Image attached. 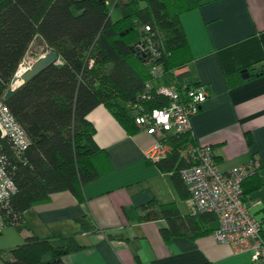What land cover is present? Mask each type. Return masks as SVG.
<instances>
[{
	"label": "trees",
	"instance_id": "obj_1",
	"mask_svg": "<svg viewBox=\"0 0 264 264\" xmlns=\"http://www.w3.org/2000/svg\"><path fill=\"white\" fill-rule=\"evenodd\" d=\"M201 2L115 0L113 6L121 3L125 12L111 19L108 0H0V100L27 139L26 147L18 149L8 136L0 138V164L14 185L1 207L5 226L25 229L22 213L51 193L69 191L81 200L82 187L99 177L107 164L86 118L94 107L104 105L126 133L134 134L143 130L135 123V105L140 104L139 114L149 115L169 103L161 87L186 100V92L200 85L182 69L190 57L179 15ZM50 51L56 59L4 99L24 58L38 59ZM161 142L169 151L150 161L170 173L176 192L187 201L179 176L187 163L180 152L200 143L190 130L165 133ZM253 177L242 183L244 202L243 185ZM141 210L143 221L166 222L160 229L166 242L174 235L211 233L217 226L214 214L191 207L182 215L172 204L150 201ZM202 220L211 226L199 225ZM81 248L72 236L53 246L49 237L30 232L21 244L0 250V261L64 264V255Z\"/></svg>",
	"mask_w": 264,
	"mask_h": 264
},
{
	"label": "crops",
	"instance_id": "obj_2",
	"mask_svg": "<svg viewBox=\"0 0 264 264\" xmlns=\"http://www.w3.org/2000/svg\"><path fill=\"white\" fill-rule=\"evenodd\" d=\"M179 20L190 57L182 69L207 94L190 119V133L212 147L221 171L257 163L243 191L251 215L264 219V0H202ZM86 118L107 165L82 187L81 200L58 191L25 210L26 228L5 226L0 250L21 244L32 232L49 237L53 246L72 236L82 248L64 255V264H264L214 241L209 232L166 242L160 233L166 222L143 221L141 206L172 204L182 215L189 207L170 173L145 158L157 136L126 133L102 104ZM203 222L204 228L212 223Z\"/></svg>",
	"mask_w": 264,
	"mask_h": 264
},
{
	"label": "built area",
	"instance_id": "obj_3",
	"mask_svg": "<svg viewBox=\"0 0 264 264\" xmlns=\"http://www.w3.org/2000/svg\"><path fill=\"white\" fill-rule=\"evenodd\" d=\"M29 59L27 56L24 58L16 72L17 76L32 64ZM160 93L168 97L169 103L152 110L149 115L139 114L140 104L135 105L138 110L135 123L149 134L157 136L153 145L144 152L145 158L151 161H157L169 151L168 145L161 142L165 133L190 130V119L207 95L202 85L188 90L186 100L181 98L180 93L168 88L161 87ZM0 134L2 137L8 136L18 149H24L27 145L24 131L1 100ZM180 154L187 163L179 172L187 190V203L193 211L210 212L216 216L217 226L211 232L214 241L227 245L233 252H247L252 260L264 263V220L255 219L242 199V183L257 173V163L252 160L221 171L214 160L211 146L201 143L182 150ZM13 191L14 185L0 164V232L6 225L1 207L5 206Z\"/></svg>",
	"mask_w": 264,
	"mask_h": 264
},
{
	"label": "water",
	"instance_id": "obj_4",
	"mask_svg": "<svg viewBox=\"0 0 264 264\" xmlns=\"http://www.w3.org/2000/svg\"><path fill=\"white\" fill-rule=\"evenodd\" d=\"M55 59H56V54L53 51L47 52L46 54L39 57L19 77L14 76L12 78L11 86L6 90L3 98L6 99L17 86H19L22 83L29 81L32 77L37 75L41 70H43L45 67H47L49 64H51ZM1 137L2 136L0 134V138Z\"/></svg>",
	"mask_w": 264,
	"mask_h": 264
},
{
	"label": "rangeland",
	"instance_id": "obj_5",
	"mask_svg": "<svg viewBox=\"0 0 264 264\" xmlns=\"http://www.w3.org/2000/svg\"><path fill=\"white\" fill-rule=\"evenodd\" d=\"M114 1L115 0H108V2L110 3L109 4V8H110V18L111 19H116V18H119L121 15H123L124 14V12H125V10H124V7H123V5L120 3V4H118V5H116V6H113V4H114ZM126 12H127V10H126ZM31 59V58H30ZM29 59V63L31 64V63H33V61H34V58H32L31 60ZM35 60H36V58H35ZM23 66V65H22ZM20 82V81H19ZM19 84V83H18Z\"/></svg>",
	"mask_w": 264,
	"mask_h": 264
},
{
	"label": "clouds",
	"instance_id": "obj_6",
	"mask_svg": "<svg viewBox=\"0 0 264 264\" xmlns=\"http://www.w3.org/2000/svg\"><path fill=\"white\" fill-rule=\"evenodd\" d=\"M36 60H37V59H36ZM34 61H35V59H34ZM34 61H33V62H34ZM30 66H31V65H30ZM30 66H29V67H30ZM25 71H26V70H25ZM25 71H24V72H25ZM20 75H21V74H20ZM15 76H16V74H15ZM18 77H19V76H18Z\"/></svg>",
	"mask_w": 264,
	"mask_h": 264
},
{
	"label": "bare ground",
	"instance_id": "obj_7",
	"mask_svg": "<svg viewBox=\"0 0 264 264\" xmlns=\"http://www.w3.org/2000/svg\"><path fill=\"white\" fill-rule=\"evenodd\" d=\"M17 76V75H16ZM18 77V76H17ZM11 86V85H10Z\"/></svg>",
	"mask_w": 264,
	"mask_h": 264
}]
</instances>
